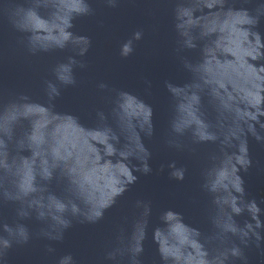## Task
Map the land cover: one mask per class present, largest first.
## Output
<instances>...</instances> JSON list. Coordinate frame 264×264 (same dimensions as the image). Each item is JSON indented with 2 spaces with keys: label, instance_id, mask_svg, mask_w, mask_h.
<instances>
[{
  "label": "clouds",
  "instance_id": "clouds-1",
  "mask_svg": "<svg viewBox=\"0 0 264 264\" xmlns=\"http://www.w3.org/2000/svg\"><path fill=\"white\" fill-rule=\"evenodd\" d=\"M60 0H51V4L47 7L42 3V0H27L29 6L25 7L23 4H13L11 0H6L2 11L7 16L12 28L20 33H24V30L13 19L14 10L25 11L27 16L33 14L39 16V9H50L48 18L51 19L52 13L57 12V8L53 7V4H58ZM121 0H103L104 5L109 9H117ZM246 3H250V0H245ZM81 8L74 12L73 15L67 21L66 31L73 33L71 29L74 27L73 20L77 16H94L95 9L89 3V0H79ZM228 0H216L213 3L212 0H206L205 10L212 9L217 6L225 7ZM228 13L235 19L242 20L244 25H247V31L250 34H255L257 37L261 34L254 29L259 24L262 17H264V3H257L253 10L241 7L236 8L234 6L227 7ZM175 12V8H174ZM200 13L195 12V15ZM177 18L175 14V30L177 29ZM144 29L138 28L132 32L131 37L125 40L119 46V57L127 59L135 51L136 42L141 41L144 38ZM73 35H76L73 33ZM80 38L86 41V47L82 49L73 48L72 41L66 40L63 43L57 44L54 48H41L37 49L31 45L26 36H22L18 43L23 47L28 56H37L40 53H52L55 51H67L71 54L66 55L63 59L57 60L54 64L50 65L48 72L49 76L41 81L42 103L49 109L55 111V102L61 97L62 90L67 87H77L83 83V80L77 78L76 70H85L89 67V64L84 57H86L90 47L92 46V40L88 36L78 35ZM197 48L195 39H176L174 53L177 59L180 61L182 67L188 71L191 75H194L193 68L195 67L193 60L184 55L186 51H193ZM149 89L151 87L150 81H145ZM203 83V81L190 80L182 87H191L192 85ZM95 87L102 99L110 105L109 111L105 112L102 109H96V127L105 132L108 140L106 150L107 155L116 156L118 152L126 151V145H128L129 129L126 125V121L131 117L125 112L123 108V101L129 97L130 94L127 91L117 89L110 86L108 82L103 80L98 81ZM165 87L172 95V91L176 85L170 81H165ZM33 98L27 93H19L14 96L6 104L0 103V158H5L3 163H0V176H4L9 172L12 160L11 156L14 152L23 153L25 151L31 153L32 149L28 146L32 137L29 129L22 128L18 133L17 129L22 127L24 118L21 116L17 119H9L7 126H5V116L10 109H19L24 105L31 104ZM142 107L147 113L149 119L133 121L134 128L132 129L136 135L140 138V146L136 151V154L130 157L138 162L137 166L130 167V174L125 185L119 190L115 191L110 202L100 204L98 206L85 207L79 203L74 182L65 176L62 172H58L57 166L53 165L42 176V179L51 184L53 181L57 183H64V196L56 197L55 193H50L53 198L58 199L60 202L56 205L55 211L60 214V219L57 226L53 227L49 220L51 219L49 210L45 209L43 205H36L28 197V193H21L14 191L8 183L0 185V204H7L9 202L17 205L15 208V218L13 223H8L6 220L0 218V264H7V255L10 249L16 246L27 245L35 239H45L48 241L62 242L64 240L65 231L73 226L74 221L80 224H96L104 219L105 212L116 204L117 198L122 196L130 184L134 183L137 176L134 172H140L142 174H148L152 171L148 161L151 158V152L145 146L142 140L143 137L149 139L154 135L153 124V109L150 105L141 100ZM75 119V117L73 115ZM111 119L112 123H109ZM115 125V127L113 126ZM254 138L258 143L264 145V132L254 135ZM164 145L170 149H176L177 151H187L191 155L198 153L197 146L201 144L217 142V136L213 131L211 125H208L205 131L189 132L183 128H180L171 119L169 128L164 135ZM244 165L241 169L247 171L252 165V159L249 154L248 138H245V152H244ZM164 165H161L163 170ZM168 168L172 171L170 176L177 180H183L185 178L186 168H177L175 161L168 164ZM238 172V173H239ZM203 175V173H202ZM239 189L237 192V202L235 210L232 207L225 209L228 217L235 225L231 229L223 228L217 220L219 215V207L213 196L212 206L208 208V219L213 226V231L210 235H204L198 228L187 225L188 231L196 239L204 252V256L201 257L196 264H235V261L239 260L241 264H248V257L245 254V249L251 246H255L257 249H261V244L264 242V220H261V209L254 200H247L245 198L244 181L238 174ZM201 188L208 195L214 193V189L210 188L206 182L201 184ZM35 189H33V192ZM134 206L137 209L142 210V216L144 218V228L139 235H128L125 229L117 226V232L115 240L105 246L102 260L100 264H144L141 256L144 252V242L148 238V224L149 216L151 215V204L143 200H136ZM256 208L258 215L250 216V221H246L243 226L237 224L235 216L243 214L250 208ZM172 216H180L173 210H165L161 213V220L164 222L166 218ZM35 219L42 223L36 231H31L27 224L23 221ZM251 227L250 225H253ZM158 230V227L154 229V233ZM154 242H156L153 235ZM238 241V242H237ZM157 243V242H156ZM45 251L48 254H53L56 249L51 244H46ZM158 253L160 256L161 264H170L172 257L166 252L162 251L158 245ZM261 255L264 256V249H261ZM56 264H76V261L71 253L61 255L56 260Z\"/></svg>",
  "mask_w": 264,
  "mask_h": 264
}]
</instances>
